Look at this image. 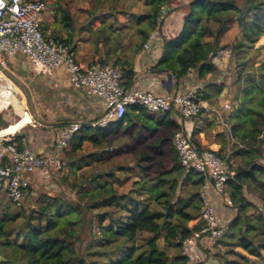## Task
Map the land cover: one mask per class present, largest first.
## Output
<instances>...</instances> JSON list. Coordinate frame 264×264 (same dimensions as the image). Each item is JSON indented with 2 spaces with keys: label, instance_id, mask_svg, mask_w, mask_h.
Returning a JSON list of instances; mask_svg holds the SVG:
<instances>
[{
  "label": "trees",
  "instance_id": "trees-1",
  "mask_svg": "<svg viewBox=\"0 0 264 264\" xmlns=\"http://www.w3.org/2000/svg\"><path fill=\"white\" fill-rule=\"evenodd\" d=\"M69 1H54L59 5L55 18L68 26L75 22ZM126 1L132 6L138 0H93L95 5L86 10L91 33L94 37L102 34V40L94 39L96 44H139L142 48L152 40V32L159 34L163 11L181 0H143L146 10L134 14L136 30L127 26L128 31H122L114 28L108 18H116L126 11L122 7ZM182 3L187 5L183 24L173 37L158 40L156 44L162 45V55L151 71L172 74L178 84L191 70H196L200 80L208 81L196 93L199 101L213 102V96L225 88V84L214 81L220 70L213 61V52L220 49V38L229 23L237 21L244 31V41L234 50L240 68L235 81L240 104L232 110L231 133L239 144L234 146L233 155L223 153L225 142L218 150H210L228 160L235 170V176L228 183L227 196L237 215L228 224L220 244L228 246V253L237 258L228 259L224 255L219 263L251 264V259L234 247H241L256 257L263 256L264 210L258 208L259 212L248 213L257 207L247 198L245 190H259L264 201V164L260 162L264 157V62L255 66L250 58L239 55L264 35V0H183ZM100 6L102 14L92 10ZM211 23H217V28ZM40 27L47 39L68 44L76 39L75 32H68L64 37L49 24H40ZM206 35L214 36V41L205 42ZM134 74L133 69H125L124 79L131 80ZM209 74L211 79L206 78ZM173 116L170 112L149 113L143 107H134L123 119L107 127L97 126L89 132L85 131L89 126L81 125L78 140L70 143L71 152L90 142L100 146V152L84 159L88 163L100 162L106 153L118 150H110L112 145L122 141L118 143L122 147L120 153L129 156L131 161L118 163L115 159L114 167L128 174L129 179L133 178L131 187L119 192L115 183L120 177L116 178L114 170L95 169L90 176L72 185L74 199L64 194L54 197L42 194L34 205L26 208L3 193L0 196V256L5 260L0 264H191L183 253V241L203 227L199 190L205 176L181 164L173 141L181 125ZM192 140L202 147L194 137ZM231 156L243 157L244 161L235 166ZM69 164L73 171L77 160L70 158ZM128 169L136 173H128ZM31 192L32 186L28 194Z\"/></svg>",
  "mask_w": 264,
  "mask_h": 264
},
{
  "label": "built area",
  "instance_id": "built-area-1",
  "mask_svg": "<svg viewBox=\"0 0 264 264\" xmlns=\"http://www.w3.org/2000/svg\"><path fill=\"white\" fill-rule=\"evenodd\" d=\"M47 8L45 0H0V53L28 57L37 74H52L58 68H64L75 88L84 87L90 94L103 98L105 114L87 126L107 127L111 122L123 119L134 107H143L149 113L170 112L186 120L214 110L208 103L196 99V90L155 95L147 90L128 89L124 85V68L78 61L71 44L45 37L40 22ZM149 44L146 43L145 48L148 49ZM80 130L81 124L76 122L65 127L55 154L46 156L38 155L25 141L0 137V196L7 193L13 202L22 204L28 196L32 176L50 168L61 170L66 165L62 153ZM173 141L181 164L205 176L199 190L203 227L183 241V253L189 262L204 264V255H210L219 246L227 229L219 216L218 204L221 200L228 206L233 205L227 196V188L235 170L216 152L199 148L182 127L175 133Z\"/></svg>",
  "mask_w": 264,
  "mask_h": 264
},
{
  "label": "crops",
  "instance_id": "crops-1",
  "mask_svg": "<svg viewBox=\"0 0 264 264\" xmlns=\"http://www.w3.org/2000/svg\"><path fill=\"white\" fill-rule=\"evenodd\" d=\"M47 10L43 14L40 24H49L50 28H57L65 37L68 32H81L83 27L90 26L89 19L77 20L72 5L68 4L70 14L75 22L65 25L55 18L58 4L56 0H45ZM65 2H61L64 5ZM88 15V14H87ZM178 29L183 24V16L176 17ZM49 33V31H48ZM156 31L152 32L147 49L139 44H90V42L75 41L71 44L80 62L96 64H112L135 72L131 78L124 79L128 89H142L151 91L155 95L166 93H181L187 90H202L207 84L199 79L197 71L186 75L179 83L173 77L168 81V74H156L151 67L157 63L162 55V45L155 44ZM78 37L76 36V39ZM137 41L136 38H134ZM119 48L117 51L116 49ZM116 51V52H115ZM108 52L109 55H108ZM0 53V137H14L19 142L25 141L28 147L40 156L55 154L58 139L68 125L79 123L88 125L99 120L106 111L105 100L98 95L90 94L86 88H75L69 74L64 68H58L52 74H37L31 60L23 55L8 56ZM106 61L107 63H104ZM214 79L216 84L222 80L223 67ZM207 79H211L209 74ZM219 81V82H218ZM222 83V82H221ZM212 108L224 102L222 95H214L213 102L205 100ZM182 128L190 133L203 148L218 150L222 135H215L214 124L203 113L192 120L179 119L173 116ZM51 170V168H50ZM44 171V170H41ZM32 176V180L39 175ZM221 201V200H220ZM232 211L233 207L228 206ZM230 210V211H231ZM219 212V204H218ZM222 220V219H221ZM223 222V220H222ZM204 256V264H220L219 261L209 263L212 255ZM213 261V260H212ZM211 261V262H212Z\"/></svg>",
  "mask_w": 264,
  "mask_h": 264
},
{
  "label": "rangeland",
  "instance_id": "rangeland-1",
  "mask_svg": "<svg viewBox=\"0 0 264 264\" xmlns=\"http://www.w3.org/2000/svg\"><path fill=\"white\" fill-rule=\"evenodd\" d=\"M190 1V0H189ZM72 0L69 1L71 3ZM183 0L178 1L173 6H170V8L165 9L161 20L162 24L160 25L159 34L158 31H156V35L154 37L155 44L158 42V40L163 37H173L174 34H177L179 31L178 29V20L176 17L183 16L185 12L187 11V5L182 3ZM130 1H126L122 4V7H125L127 10L119 13L116 18H111L109 20L110 23H113V27L118 29L121 28L122 31H128V27H133L134 30H136V24L134 19V14L139 15L142 14L146 8L143 3V0H138L137 2H134V4L131 6ZM72 5V8L74 9L75 16L77 17V20L81 22L83 19L87 18L86 10L93 7L95 4L93 0H76ZM92 10L97 11L98 13L102 14V6L97 7V9L92 8ZM106 10V9H104ZM102 18V16H101ZM213 28H217V23H211ZM128 26V27H127ZM162 33V35H160ZM76 36L78 37V40H83L86 42H90V44H96L94 39L102 40V34L99 36H93L91 33V29L89 26H84L81 32L75 31ZM256 36H254L255 38ZM126 41L127 36L125 37ZM244 31L243 28L238 24L237 21L233 20L229 23L228 28L225 30L223 35L220 38L219 47L220 49H216V52L214 51V57L213 61L218 64L219 66L223 67V73H222V80L219 82L220 84H225V88L222 92H220L219 95L223 96L224 102L220 105H218V109L214 107V110H212L210 113L207 114V119L204 123H208V120H210L214 124V131L215 135H222L227 139H221L220 146L224 144L225 147L223 150V153H229L230 155H233L234 146L236 144H239V141L236 137H234L231 133V127L233 124V112L232 110H235L236 107L239 106L240 100H237L236 94H237V84H235L236 78H237V71L240 69L237 66L236 58L238 55L234 52L236 51V46L244 41ZM74 41V42H75ZM83 41H79L84 43ZM205 42H213L214 36L206 35L204 38ZM74 42H71V44H74ZM127 44V43H126ZM8 57V56H6ZM239 57L243 59H251V61H254L255 66H258L261 62H264V35L260 36L255 42L252 47L246 48V52L242 55H239ZM194 70H191L188 75H192ZM219 75V74H218ZM222 82V83H221ZM204 102V101H203ZM206 103V102H205ZM210 105V104H209ZM211 106V105H210ZM231 114V116H229ZM233 115V116H232ZM85 131L92 132L93 128L89 127V129H86ZM228 133V136L224 135ZM80 134V132L76 135V137L73 139L72 143H76L78 140L77 137ZM228 140V141H226ZM122 141H119L118 143H121ZM71 143V144H72ZM118 143L115 145H112L110 150L115 149L117 151L106 153L102 159V161H91V163H88L85 161L84 156H90V154L94 152H100V146L94 145L90 142H84L82 147L77 150L76 152H71V147L69 146L68 149L64 151L62 154L64 161L66 162V165L61 169L57 170L55 168L51 169L49 172L47 170L41 171L39 175H37L33 181H32V192L28 194L25 201L20 204L28 208L30 205H34L35 201L39 199V197L42 194H48L52 197L57 196L58 194H64L65 196H68L72 199L75 198L76 194L73 189H71L72 185L82 181L87 176H90V174L96 169L103 171V170H109L112 169L115 171L116 178L117 176L120 177V180L115 183V187L118 189L119 192L127 191L131 185H132V179H129L127 176L128 174L121 173L117 167H114V161L115 159L119 161L118 163H124L126 160L131 161L130 157L121 154ZM74 146V145H73ZM75 153V154H74ZM69 154V155H68ZM108 154H111L109 156ZM109 157L111 159L107 160ZM71 159L77 160V165L72 168L69 164ZM92 160V159H89ZM230 160L232 161L233 165L237 166L239 164H242L244 161L243 157H237V156H231ZM260 162L264 164V157L260 159ZM81 166V167H77ZM132 171L133 173H136L132 169H128V173ZM68 177L65 179L64 177ZM85 184V183H84ZM245 194L247 198L253 202V204L257 208H251L248 210L249 214H254L259 212L258 208H261L264 210V201L262 200L260 196V192L257 189H246ZM3 197L6 199V195ZM103 210V209H102ZM227 205L223 202H219V216L223 220V223L228 226V224L235 218L237 215V210H231ZM105 211V209L103 210ZM106 224H108V221H106ZM161 247L163 246V243L160 242ZM229 247L225 246L224 244H219L218 247L215 248V250L210 254L212 255L209 258V263H214V261L217 260V262L222 259L224 255H227L228 259H236L237 256L228 253ZM235 251L241 252L248 256L251 259V264H264V251L262 257H256L253 255H250L247 251H245L241 247H234ZM220 252V256L217 255V253ZM223 253V254H221ZM213 260V261H212ZM212 261V262H211ZM226 262V261H225ZM227 263V262H226Z\"/></svg>",
  "mask_w": 264,
  "mask_h": 264
},
{
  "label": "water",
  "instance_id": "water-1",
  "mask_svg": "<svg viewBox=\"0 0 264 264\" xmlns=\"http://www.w3.org/2000/svg\"><path fill=\"white\" fill-rule=\"evenodd\" d=\"M215 52H216V50H215ZM172 78H173V75L172 74H168V81L171 83L172 82ZM5 260V258L4 257H2V256H0V261H4Z\"/></svg>",
  "mask_w": 264,
  "mask_h": 264
}]
</instances>
